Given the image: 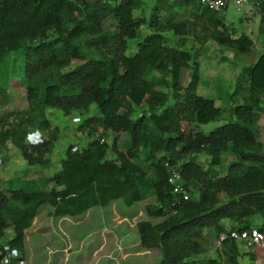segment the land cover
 Listing matches in <instances>:
<instances>
[{"label": "trees", "instance_id": "trees-1", "mask_svg": "<svg viewBox=\"0 0 264 264\" xmlns=\"http://www.w3.org/2000/svg\"><path fill=\"white\" fill-rule=\"evenodd\" d=\"M177 1L155 0L145 19L133 14L142 0H0V59L24 52V84L11 77L0 88V145L10 142L27 166L47 164L59 132L45 117L47 108L63 116L86 113L76 130L87 137L80 148L64 146L58 169L45 178L52 183L47 189H0V238L10 228L8 248L22 252L23 231L41 204L51 207L50 215L75 216L115 199L130 206L147 196L153 201L144 205L146 214L160 220L135 227L141 247L160 252L159 264H240L243 241L228 234L253 227L255 215L264 235V0H253L263 50L232 81L231 94L239 97L235 120L208 133L199 125L216 120L219 109L194 92L198 47L190 52L184 41L211 39L240 55L252 40L232 36L220 19L223 10ZM108 17L111 30L102 25ZM144 23L148 32L126 52ZM36 130L43 140L26 143ZM222 154L228 160L219 175ZM169 166L179 174L178 194L167 181ZM204 228L215 240L223 235L209 256H202Z\"/></svg>", "mask_w": 264, "mask_h": 264}, {"label": "rangeland", "instance_id": "rangeland-1", "mask_svg": "<svg viewBox=\"0 0 264 264\" xmlns=\"http://www.w3.org/2000/svg\"><path fill=\"white\" fill-rule=\"evenodd\" d=\"M155 0H142L141 5L133 10V14L136 16H143L145 19L148 17V13L151 5ZM177 2V0H173ZM168 0H163L162 5H166ZM174 10L180 14L177 17L183 19L185 13H181V7L174 6ZM256 5L253 0L249 3H243L240 5H234L231 1L228 3L227 7L219 13L222 22L227 24L232 32V36L237 37L240 34L248 36L252 40V45L247 50L240 55H233L232 51L228 48H220L214 40H207L204 44L198 45L191 37H187L184 41V47L190 52L197 48L198 55L196 56L197 61V83L195 85L194 92L198 95L210 98L213 100L216 107L219 109V117L210 122L202 123L199 125V130L203 133H208L217 126L234 121L235 116L231 114L233 106L238 102L239 97L237 95H232L234 77L238 74V70H242L245 66L254 62L256 57L261 53L263 47L261 45V37L257 32V20L258 16L256 13ZM176 17V16H175ZM103 28L106 30H111L114 28V20L111 17L103 20ZM148 32L146 24H142L138 30L135 38L127 41L126 52L130 53L134 50V45L140 37ZM174 42L179 40L178 37H172ZM23 56L24 52L22 49L7 52L2 59H0V88L8 87L9 78L14 77L22 84H24L23 78ZM168 78L162 81L161 89L168 91ZM93 110L90 108L87 115L92 114ZM24 112H20L18 116H24ZM86 114V113H84ZM84 114H77L73 112L67 116H63L60 111L54 108H47L45 110V117L50 120L51 126H57L59 134L57 140L54 142L52 147V153L50 152V159L54 165L46 168H36V166H27L22 159V157L17 153V150L10 142H6L4 145H0V155H13L11 159L14 162L15 167L8 172L0 174V183L3 187L7 189H22L25 191L41 190L50 187L51 183L45 181V178L52 175V173L58 169L59 158L62 156V150L64 146L68 143L80 148L83 146L86 138L84 133L76 130V125L78 121L83 117ZM264 117V115L262 116ZM19 120L15 119L17 122ZM9 124L13 125L14 122L10 118L7 119ZM257 132L260 128L256 126ZM110 135V134H109ZM264 140V135H260ZM109 136L105 137L107 140ZM221 162L216 167L219 175H222L226 171L228 157L224 154L221 155ZM197 162L204 163V158L200 155L197 156ZM5 168V167H4ZM153 201V197L147 196L141 201H136L131 206H125L120 199H116L106 206H95L90 209V215H95L98 212H106L107 216L110 218V208H114L119 214V221H121V226H119L116 231L111 232L112 241L111 242H136L137 232H136V222L138 220H148L151 223H155L160 220V217H151L146 214L144 210V205ZM48 205H42L38 210V214L41 215L47 210ZM85 212L68 217L72 220H82L83 222L79 224V229L82 230V235L84 236L87 230L86 222L95 224L93 232H91L90 238H82L81 242H99L104 235L101 233V227L97 218L90 217L88 221L84 222L83 218ZM253 218L252 226H256L260 222L259 216L255 215ZM56 220L57 218L52 217L51 220H47L50 231L48 230L46 235H39L38 237L31 238V242H36L37 249L34 248L36 256L33 260L29 258L26 259L27 264H54L53 258L48 255V253L43 250L44 246L41 244L48 241L52 233H54L56 241H63L64 237L61 235V231L56 232ZM67 224V222H65ZM63 224V222H62ZM107 231L105 234L109 233L111 229L106 226ZM54 229V230H53ZM209 228H204V231ZM110 230V231H109ZM210 230V229H209ZM63 234V233H62ZM11 235L10 228L5 230V234L0 238V242L5 241ZM107 241H109V235H105ZM211 238V237H210ZM210 238H205V246H207V251L202 256H209L213 254V248L216 244V240L212 244V248L209 246ZM210 239V240H208ZM61 246V242H60ZM43 250V251H42ZM239 252H247V254L240 255V264H264V246L262 245H251V246H239ZM38 253H41L39 255ZM74 255V254H73ZM198 257H201L198 256ZM49 258V259H48ZM80 261V256H78ZM77 261V262H79ZM125 264V263H122Z\"/></svg>", "mask_w": 264, "mask_h": 264}, {"label": "crops", "instance_id": "crops-1", "mask_svg": "<svg viewBox=\"0 0 264 264\" xmlns=\"http://www.w3.org/2000/svg\"><path fill=\"white\" fill-rule=\"evenodd\" d=\"M57 138H59L58 135ZM0 149H2L1 146ZM49 155L50 153L45 156L48 158V163L42 166V168H46L54 165ZM12 156L13 155H7V156L0 155V174L11 171L15 167L14 162L11 159ZM61 157L62 156H60V158ZM39 167L41 166H36V168ZM2 188H6V187H3V184L0 183V189ZM112 201H110L109 203H111ZM45 204L46 203L41 204L38 207V209L36 210V212L32 217L30 225L23 231V237H22L23 247L21 254L23 255L24 259L26 257L29 258L30 260H33L35 258L36 252L34 248L36 247V242H31V238L38 237L39 235H43V236L46 235L47 231L48 230L50 231L51 228L49 225H46L47 220H51L52 217H55L57 218L56 232L57 230H59L63 233V234L61 233V235L64 237V242L62 240L57 242L54 233H52L48 241L43 242L42 240L41 243L44 246L43 250H45L48 253V255L53 258L54 264H122V263L159 264L160 252L157 249H149V248L141 247L138 237L136 242H111L112 241L111 232L113 233L114 231H116V229L119 226H121V221H119V214L115 211L114 208L112 209L110 208V214H111L110 218L107 216L106 212L104 213L98 212L95 215H90L89 212L90 209L98 205L92 206L84 211L85 212V215L83 217L85 218L84 222L88 221L90 217L97 218L101 227L100 232L101 233L103 232L104 235L102 236L99 242H81L82 238L87 239L91 237L90 236L91 232H93V228L96 225L86 222L87 230L85 231L83 236L82 230L79 229L80 227L79 224L83 222L82 220H72L68 218L71 217V215H62V216L50 215L49 212L51 210V207L48 204L46 205H48L49 208L45 210L43 214L39 215L38 214L39 208H41V206ZM253 218L256 217L253 216ZM251 219L252 217L249 219L250 225L254 220ZM65 222H67V224ZM259 224L260 222L253 227H257ZM106 226H108V228L111 229V231L109 230L110 232L107 234H105V232L107 231ZM202 233L205 238L211 237L209 246L212 248V244L214 243L215 240L213 232L209 229L205 231L203 229ZM105 235H109L110 237L109 241L107 242H106L107 238ZM60 242H61V246H60ZM240 245L243 246L244 243H239V246ZM38 254L41 255V253ZM78 256H80V261Z\"/></svg>", "mask_w": 264, "mask_h": 264}, {"label": "built area", "instance_id": "built-area-1", "mask_svg": "<svg viewBox=\"0 0 264 264\" xmlns=\"http://www.w3.org/2000/svg\"><path fill=\"white\" fill-rule=\"evenodd\" d=\"M201 7L206 8L209 11H222L228 3L231 1L234 5H240L243 3H249L250 0H196ZM43 140V135L40 132L33 131L27 133L25 136V142L28 144H34ZM166 164V163H165ZM169 168V176L167 177L168 183L171 185V191L173 193H180L181 187L178 184L179 174L174 168ZM52 185V183H51ZM50 185V186H51ZM182 198H186V194L182 193ZM230 238L243 241L244 245H262L264 246V235L255 227H249L242 230H231L228 234ZM223 238V235L219 236V239ZM216 239V244L218 240ZM0 264H27L21 252L8 248L7 241L0 242Z\"/></svg>", "mask_w": 264, "mask_h": 264}, {"label": "clouds", "instance_id": "clouds-1", "mask_svg": "<svg viewBox=\"0 0 264 264\" xmlns=\"http://www.w3.org/2000/svg\"><path fill=\"white\" fill-rule=\"evenodd\" d=\"M37 132H39V131H37Z\"/></svg>", "mask_w": 264, "mask_h": 264}]
</instances>
